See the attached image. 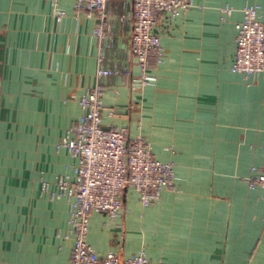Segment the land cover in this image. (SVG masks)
<instances>
[{
    "label": "crops",
    "instance_id": "0c3cea01",
    "mask_svg": "<svg viewBox=\"0 0 264 264\" xmlns=\"http://www.w3.org/2000/svg\"><path fill=\"white\" fill-rule=\"evenodd\" d=\"M191 1L185 14L160 17L162 61L142 85L130 52L131 0L106 4L101 41L98 18L75 13L74 0H60V20L54 0H0V264H70L72 202L50 191L58 178L74 179L76 160L58 144L97 83L102 127L142 137L157 161L174 165L175 179L148 207L125 189L117 220L92 213L94 252L264 264V188L247 184L264 166V74L231 70L242 9L258 6L264 23V0ZM99 67L120 74L97 79Z\"/></svg>",
    "mask_w": 264,
    "mask_h": 264
},
{
    "label": "built area",
    "instance_id": "2783aa9c",
    "mask_svg": "<svg viewBox=\"0 0 264 264\" xmlns=\"http://www.w3.org/2000/svg\"><path fill=\"white\" fill-rule=\"evenodd\" d=\"M110 0H74V12L95 15L99 24L94 31L101 41L106 33V4ZM55 2L58 20L64 12ZM193 7L191 0H131L132 30L130 52L140 71V83L147 76L152 63L162 61V46L156 28L161 16L171 18L185 14ZM231 9L222 14L230 15ZM236 52L231 70L246 79L264 74V23L258 6L242 9V21L236 26ZM120 72L98 68L96 78H109ZM104 86L97 83L83 96L79 105L84 111L79 121L66 130L58 148L66 149L76 160L74 179L58 178L50 195L67 198L72 212L67 221L73 235L70 264H162L151 263L143 251L122 261L114 253L98 256L87 242L90 215L105 214L111 220L122 217L121 197L125 189H133L142 207L157 203L166 189L174 188V165L157 161L145 140L130 138L122 128L104 129L101 124ZM264 157V144L262 147ZM250 190L264 188V166L252 168L247 179ZM50 185L42 184L47 192ZM264 201V196L262 197Z\"/></svg>",
    "mask_w": 264,
    "mask_h": 264
}]
</instances>
